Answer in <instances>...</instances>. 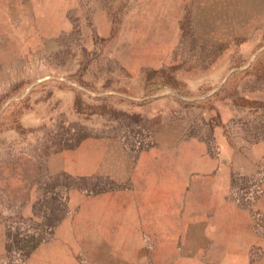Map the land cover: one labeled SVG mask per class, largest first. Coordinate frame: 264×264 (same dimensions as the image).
I'll return each instance as SVG.
<instances>
[{
    "label": "rangeland",
    "instance_id": "rangeland-1",
    "mask_svg": "<svg viewBox=\"0 0 264 264\" xmlns=\"http://www.w3.org/2000/svg\"><path fill=\"white\" fill-rule=\"evenodd\" d=\"M0 264H264V0H0Z\"/></svg>",
    "mask_w": 264,
    "mask_h": 264
}]
</instances>
